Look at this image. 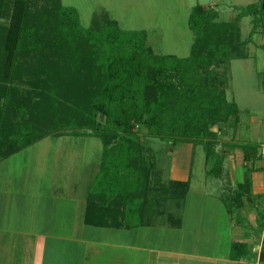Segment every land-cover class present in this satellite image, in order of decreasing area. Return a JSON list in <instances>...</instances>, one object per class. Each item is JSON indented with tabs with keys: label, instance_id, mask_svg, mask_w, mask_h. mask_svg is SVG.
Returning <instances> with one entry per match:
<instances>
[{
	"label": "trees",
	"instance_id": "16d2710c",
	"mask_svg": "<svg viewBox=\"0 0 264 264\" xmlns=\"http://www.w3.org/2000/svg\"><path fill=\"white\" fill-rule=\"evenodd\" d=\"M256 11L250 5L231 21L220 22L216 11L196 5L188 17L194 34L190 54L176 58L155 55L146 47L145 32L123 31L105 14L95 16L84 29L75 9L64 7L61 0H0V161L46 137L68 135L66 130L73 131L69 135L99 139L103 147L100 173L96 187L90 189L85 222L104 225L91 217L90 209L96 199H105L109 204L105 210H110L113 216L108 217L114 223L105 226H119L118 218H124L126 208L139 210V203H130L139 201L149 181L136 127L142 125L149 137L173 145L201 144L209 161L212 128L226 125L237 114L235 104L223 97L226 79L220 78L217 69L232 59L246 58L248 41H242L238 23ZM80 67L93 74L86 76L93 81L89 91H82L84 86L78 82ZM38 73L31 85L40 90L33 96H19L9 86L24 75L31 78ZM172 76L176 85L166 82L163 90L164 77ZM154 86L161 88L159 100L150 97ZM80 87L78 102L64 98V93ZM98 116L103 123L96 121ZM242 151L245 162L258 160L256 148L243 146ZM214 164L217 167L210 174L217 176L219 165ZM169 186L182 198L188 182ZM97 187L101 193L96 194ZM247 188V182L239 186L237 196ZM244 249L240 243L231 248L235 258L245 256Z\"/></svg>",
	"mask_w": 264,
	"mask_h": 264
},
{
	"label": "crops",
	"instance_id": "0c3cea01",
	"mask_svg": "<svg viewBox=\"0 0 264 264\" xmlns=\"http://www.w3.org/2000/svg\"><path fill=\"white\" fill-rule=\"evenodd\" d=\"M238 27L240 30L239 23ZM254 34L259 36L258 44L264 46V29L258 28ZM249 44L251 40L244 47L246 58L242 59L248 58ZM222 127L212 128L215 134L213 154L221 152V159L216 160L222 161L216 178H221L225 170L236 171L239 167H245L249 173L248 177L242 174L236 183L237 189L248 183L247 192L238 196L244 203L238 208L241 212L239 223H234L222 196L211 195L204 186L194 188L192 184L203 185L210 171L217 167L209 162L212 155L209 161L206 159V149L201 144L193 146L180 142L173 145L163 141L161 148L148 149L140 142L144 147L143 158L152 151V170L158 177L156 188L162 197L150 196L153 189L148 182L139 201L130 203H139V210H133V206L126 208L124 218H118L119 226H105L113 223L108 217L113 215L105 210L109 207L105 199H96L90 209L91 217L104 225L87 224L88 197L100 173L101 150L84 192L80 186L61 187L54 181L53 186L48 184V194L35 192L26 200L27 204L15 208L30 217L31 228L18 231L3 230L0 226V236H8L6 240L0 237V264H264V233L261 230L264 169L258 160L245 162L242 148L232 152L224 150L226 136ZM140 135L146 136L147 131L141 128ZM196 149L203 162L195 170L192 161ZM197 176L201 179H196ZM171 182H188L182 198L175 194L176 188H170ZM54 187L59 190L52 189ZM98 189L95 188L96 194L102 192ZM233 243L243 244L247 254L235 258L231 250Z\"/></svg>",
	"mask_w": 264,
	"mask_h": 264
},
{
	"label": "rangeland",
	"instance_id": "374dc122",
	"mask_svg": "<svg viewBox=\"0 0 264 264\" xmlns=\"http://www.w3.org/2000/svg\"><path fill=\"white\" fill-rule=\"evenodd\" d=\"M35 1L40 3V0ZM61 4L75 9L78 23L84 29L90 27L95 16L105 14L109 19L116 21L123 31L145 32L146 47L151 48L154 54L159 56L185 58L190 54L194 34L188 28V17L196 5L216 11L220 22L230 21L240 10L254 5L256 14L245 16L239 21L241 39L249 40L254 24L256 26L253 34L258 31V28L264 29V13H262L264 0H61ZM7 20V17L2 19L5 23ZM250 40L251 44L247 47V59L231 60L229 64L224 63L217 69L220 78L226 79L223 97L227 102L235 104L237 108L236 116H231L228 123L221 129L226 136L223 148L227 152H232L235 148L241 149L243 146H251L258 151L264 145V46L258 44V34H254ZM78 71L80 74L77 79L81 86H84L83 90L80 87L77 92L63 94L64 98L72 102L75 100L78 102L81 90L89 91L93 88V81L86 79V76L92 78L93 74L87 73L86 68L83 67H80ZM38 75L39 73L32 75L31 78L24 75L19 80L9 83V86L17 89L19 96H33L40 90L35 85H31L32 78ZM164 80L163 90H165L166 82L176 85L173 76L164 77ZM160 90L161 88L157 86L151 88L150 97L159 100ZM64 98H60L59 101L68 102ZM81 100H83L82 97ZM96 121L101 124L103 118L98 116ZM141 128L147 131L144 126L139 125L135 128L136 138L146 148L162 147L164 142L149 137L148 133L146 136H141ZM65 133L68 135L59 138L49 136L0 161L1 229L22 231L21 229L31 228V222L28 220L30 217L24 216L17 209L27 204L26 200H29L35 192L37 195L48 194L49 183L52 185L55 181L56 186L61 187L77 185L82 187L81 190L84 192L92 176L93 167L98 161L100 155L98 152L103 150V147L101 141L95 137L69 135L73 133L72 130H66ZM198 150L196 149L192 161L195 170L203 162V157L200 158ZM151 155H153L152 151L149 150L144 157V160L148 159L150 166L148 182L153 189V191L150 190V196L159 198L162 197V193L156 188L158 177L153 174L156 172L152 170L154 158ZM212 156L209 162H217L220 166L222 161H216V158L221 159V152L218 154L215 151ZM191 170L193 173V169ZM222 174L221 178H216L215 173L209 174L206 182L200 187L197 183L192 184L194 188L204 186L211 195L222 196L234 223H239L241 212L238 208L240 204L243 207L244 203L240 202L236 194L238 192L236 183L241 180L242 174L248 177L249 173L245 167L243 169L239 167L236 171L225 170ZM198 178L199 176L196 177ZM52 189L57 190L58 187ZM7 237L3 235L1 239L6 240Z\"/></svg>",
	"mask_w": 264,
	"mask_h": 264
},
{
	"label": "built area",
	"instance_id": "2783aa9c",
	"mask_svg": "<svg viewBox=\"0 0 264 264\" xmlns=\"http://www.w3.org/2000/svg\"><path fill=\"white\" fill-rule=\"evenodd\" d=\"M258 160L262 163V167L264 169V145L260 147L257 151ZM261 230L264 233V208L262 210V223H261Z\"/></svg>",
	"mask_w": 264,
	"mask_h": 264
}]
</instances>
